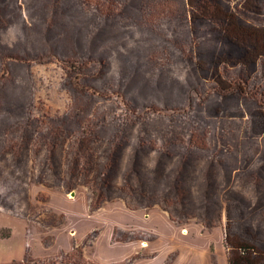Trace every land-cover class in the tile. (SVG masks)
<instances>
[{"label": "rangeland", "instance_id": "obj_1", "mask_svg": "<svg viewBox=\"0 0 264 264\" xmlns=\"http://www.w3.org/2000/svg\"><path fill=\"white\" fill-rule=\"evenodd\" d=\"M23 259L264 264V0H0V264Z\"/></svg>", "mask_w": 264, "mask_h": 264}, {"label": "trees", "instance_id": "obj_2", "mask_svg": "<svg viewBox=\"0 0 264 264\" xmlns=\"http://www.w3.org/2000/svg\"><path fill=\"white\" fill-rule=\"evenodd\" d=\"M94 232H95V231H91V232H89V233L87 234V235L90 234V236H91L90 239L93 238ZM87 235H86V236H87ZM86 236H85V238H86ZM85 238H84L83 240H85ZM88 242H89V241H88ZM151 256H152V254H150L148 257H151ZM140 257H143V255H142V254L135 253V254H133V256L131 257V260H130V261H133L135 258H140ZM130 261H129V262H130ZM24 263H26V261L23 259L21 262H18V261L14 262V261H12V262H10V263H8V264H24ZM229 264H231V261H230V260H229Z\"/></svg>", "mask_w": 264, "mask_h": 264}]
</instances>
